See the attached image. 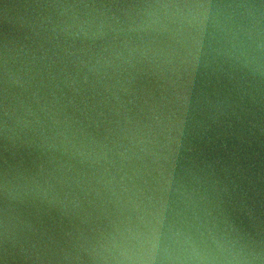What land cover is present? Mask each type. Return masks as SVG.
I'll use <instances>...</instances> for the list:
<instances>
[{
    "label": "water",
    "instance_id": "water-1",
    "mask_svg": "<svg viewBox=\"0 0 264 264\" xmlns=\"http://www.w3.org/2000/svg\"><path fill=\"white\" fill-rule=\"evenodd\" d=\"M136 232L145 264L264 250V0H0V264Z\"/></svg>",
    "mask_w": 264,
    "mask_h": 264
},
{
    "label": "clouds",
    "instance_id": "clouds-1",
    "mask_svg": "<svg viewBox=\"0 0 264 264\" xmlns=\"http://www.w3.org/2000/svg\"><path fill=\"white\" fill-rule=\"evenodd\" d=\"M66 8H104L109 5L95 4H71L63 5ZM149 11V26L163 24L165 22L183 23L189 18L195 19L197 15L196 5L174 4V3H155L140 6ZM5 194L7 195V184H5ZM5 239L7 240L8 225L5 223ZM154 245L151 237L145 233L136 232L133 235L120 234L112 237L111 240L100 244L94 250L92 259L103 261L104 264H145L152 258ZM206 264V262L218 261L220 264H264V250L258 249L254 243L229 241L219 251L218 256L209 257L206 254H195L193 257Z\"/></svg>",
    "mask_w": 264,
    "mask_h": 264
},
{
    "label": "snow or ice",
    "instance_id": "snow-or-ice-1",
    "mask_svg": "<svg viewBox=\"0 0 264 264\" xmlns=\"http://www.w3.org/2000/svg\"><path fill=\"white\" fill-rule=\"evenodd\" d=\"M39 6H43V5H39Z\"/></svg>",
    "mask_w": 264,
    "mask_h": 264
}]
</instances>
